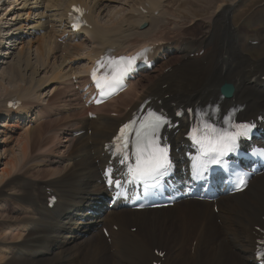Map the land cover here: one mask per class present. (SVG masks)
I'll list each match as a JSON object with an SVG mask.
<instances>
[{
	"label": "bare ground",
	"instance_id": "6f19581e",
	"mask_svg": "<svg viewBox=\"0 0 264 264\" xmlns=\"http://www.w3.org/2000/svg\"><path fill=\"white\" fill-rule=\"evenodd\" d=\"M233 1L226 7L225 0H0V33L6 31L11 41L0 51V196L8 198L9 189L21 192L12 195L19 216L16 212L17 225L4 226L14 233L3 234L11 241L2 245V264H10L5 262L9 255L19 264H100L103 259L111 264H255L257 230L264 229V175L252 178L241 194L218 199L217 214L210 203L196 201L152 211L119 208V201L109 209L111 197L99 183L107 161L101 155L103 144L128 119L127 109L135 110L144 100L157 98L164 108L175 105L173 110L219 102L222 112L243 107L242 118L264 112V73L242 67L249 64L243 40L258 39L226 23L239 3ZM177 4L182 6L174 8ZM75 5L85 9L91 30L77 42L69 34L62 45L57 40ZM192 9L195 14L188 12ZM199 12L210 15L211 24L200 36H188L182 19H189L190 26L204 17ZM147 45L155 47L154 75L141 72L126 92L94 110L97 121H89L78 93L70 90L81 84L85 64L109 48L120 55ZM200 51L203 55L197 56ZM73 77L80 81L72 84ZM224 83L235 88L231 100L219 99ZM11 85L16 88L10 90ZM11 101L21 106L7 110ZM77 108L82 112L50 119ZM48 123L54 129L46 132ZM170 140L179 164L186 166L183 154L191 151L181 148L182 133ZM48 194L57 198L52 210ZM100 227L107 228L110 243ZM154 250L164 253L163 258Z\"/></svg>",
	"mask_w": 264,
	"mask_h": 264
},
{
	"label": "snow or ice",
	"instance_id": "6c2138e0",
	"mask_svg": "<svg viewBox=\"0 0 264 264\" xmlns=\"http://www.w3.org/2000/svg\"><path fill=\"white\" fill-rule=\"evenodd\" d=\"M74 11H78L74 9ZM132 61L124 60L109 61L106 70L102 75H97L99 67L103 66L102 61L97 62V69L92 72V79L102 96L109 94L119 85L131 66ZM168 121L162 115L149 112L143 119L135 132V166H130L129 174L136 180H145L153 178L162 173L168 166V149L162 147L159 141V130ZM237 128L243 129V132H228L227 130L217 129L210 124H204L202 128H194L191 139L200 148L201 156L207 157L205 160L198 159L194 167L206 168L208 164H222V157L227 153L234 151L237 147L236 140L238 136L247 135L249 125H238ZM132 129V124L125 125L120 129L116 137V152L122 157V163L128 159L126 152L128 148V135ZM109 183H115L119 186V181L109 179ZM240 184L244 180L240 179ZM264 243V241H261ZM264 256V253L260 254Z\"/></svg>",
	"mask_w": 264,
	"mask_h": 264
},
{
	"label": "rangeland",
	"instance_id": "374dc122",
	"mask_svg": "<svg viewBox=\"0 0 264 264\" xmlns=\"http://www.w3.org/2000/svg\"><path fill=\"white\" fill-rule=\"evenodd\" d=\"M233 0H225V4H226V7H228L230 3H233L231 2ZM228 3V4H227ZM182 5L180 4H177L174 6V8L176 7H181ZM4 9V8H3ZM8 10H9V7H8ZM195 10L196 9H192V10H188V12L192 13V14H195ZM230 10V8H229ZM228 10V11H229ZM233 11H231L230 14H228V21L226 22L227 24H229V26H233L235 28V30H240V31H243V32H247L245 33V35L249 38V39H253V38H258V41L261 42L262 45L260 46H255V45H251L250 43L253 42L250 40H248L247 38H245L243 41L244 43L248 46L246 47L244 50V52H242V54L246 55L247 57V60L249 62V64H242V67L247 69V70H250L252 68V72L253 73H256L257 75L261 74V73H264V0H239V3L232 9ZM188 12L187 13H184L185 15H188ZM198 14H202L204 18H209L210 15H206L204 13H201L199 12ZM199 20V21H194L192 25L189 26V19H182L183 21V25H184V28L187 30V29H190L189 30V35L188 36H192V37H198L201 35V33H205L208 28H209V25L211 24L210 23V18L209 19H204V20ZM191 23V22H190ZM187 27V28H186ZM192 27V29H191ZM183 33V32H182ZM186 34V32L183 33V35ZM182 35V36H183ZM248 40V41H247ZM239 44V43H238ZM4 46L8 45V42H5L3 44ZM206 61V60H205ZM263 66V67H262ZM261 69H260V68ZM263 71V72H262ZM157 72V70H156ZM147 74H152L154 75V73L152 72H148ZM248 75L250 76V73H248ZM264 75V74H263ZM70 79V78H69ZM16 88V85H11L9 87L10 90ZM70 90H74L73 88H71ZM133 92H136L134 89L132 90ZM69 93H67V99L69 100V98L71 96L68 97V95L70 94V91H68ZM1 100V99H0ZM53 104H55V101L53 102ZM67 105L65 103V108H67ZM1 106V104H0ZM78 112H82V110H80V108H77V109H72V111H70L69 113H64V114H61L59 115L60 117H53L52 119L53 120H57V119H63L65 117H68L69 114L73 115V114H76ZM52 116V114H51ZM57 116V115H56ZM54 129L53 126L48 123L46 124L45 126V129L44 131L46 132H49L50 130ZM42 133V132H41ZM48 134L44 135L47 137ZM34 174V173H33ZM1 190H4V189H1ZM0 190V192H1ZM9 194H11L8 198L5 197L6 195H1L0 197L2 198H7V199H4L2 201V199H0V245H1V249H0V255L3 257V250L2 249V245L5 244V245H8V241L10 242L11 240H9V238H7V236H4L3 234H5L6 232V229L4 228V226H15L17 225L15 223V219L19 216V213L16 211V204L14 201H13V193H15L16 195H19L21 194V192H18V191H14L13 189H9ZM6 191V192H8ZM12 191V192H10ZM2 194V193H1ZM6 194V193H5ZM13 202V203H12ZM13 204H15L13 206ZM187 203H184L182 204V206L186 205ZM5 206V207H4ZM15 210V211H14ZM213 211L215 214H217V209L216 207H213ZM17 212L18 216L15 214ZM188 213V215H192V212H189V211H186ZM5 213V214H4ZM9 217H8V216ZM13 216V217H12ZM5 217V218H4ZM9 219H8V218ZM4 218V219H3ZM12 218V219H10ZM179 220V223H183V220L179 217H177ZM185 218L187 219V217L185 216ZM193 218L194 216H190L188 217V220L190 222H193ZM196 218V216H195ZM7 219V220H6ZM3 220L4 222L7 221V223H3ZM197 218H196V222H197ZM185 223V222H184ZM183 223V225H184ZM131 225H133L132 223H129L128 226L130 227ZM182 225V228H185L186 225L183 226ZM179 224H176L174 222V230L177 231V228H178ZM134 227V226H132ZM193 227V225H192ZM15 228V227H13ZM5 230V231H4ZM14 229H12V231L10 233H14L13 231ZM133 230H136L135 228L132 229L131 233H134ZM194 230V229H193ZM3 232V233H2ZM9 233V232H8ZM9 233V234H10ZM3 236V237H2ZM180 237V233L178 235ZM211 243V239H208V241L206 240V244H210ZM149 245H152V244H149ZM154 246V245H152ZM158 247V246H157ZM159 248V247H158ZM183 248V246H182ZM185 249V245H184V248L183 250ZM165 252V251H164ZM184 255H187L188 254V251L185 249L184 250ZM167 254V252H166ZM0 256V257H1ZM83 256H86V253L83 252ZM10 257V258H8ZM4 258V257H3ZM11 258H15L13 255H9V256H6L5 257V262L8 261V263L10 264H19V263H16V262H12L10 259ZM105 261V262H104ZM230 262H226L224 264H229ZM0 264H2V262H0ZM7 264V263H6ZM100 264H111L110 260L109 259H103L101 260Z\"/></svg>",
	"mask_w": 264,
	"mask_h": 264
},
{
	"label": "water",
	"instance_id": "95a60500",
	"mask_svg": "<svg viewBox=\"0 0 264 264\" xmlns=\"http://www.w3.org/2000/svg\"><path fill=\"white\" fill-rule=\"evenodd\" d=\"M221 91L222 93L224 94V96L226 98H231L233 92H234V89L232 86H226L224 85L222 88H221Z\"/></svg>",
	"mask_w": 264,
	"mask_h": 264
}]
</instances>
